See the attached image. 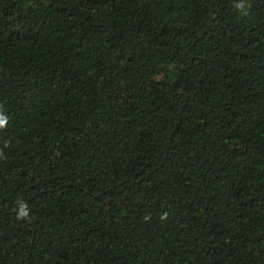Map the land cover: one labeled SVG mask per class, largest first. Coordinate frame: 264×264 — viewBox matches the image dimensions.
I'll use <instances>...</instances> for the list:
<instances>
[{"label":"trees","instance_id":"1","mask_svg":"<svg viewBox=\"0 0 264 264\" xmlns=\"http://www.w3.org/2000/svg\"><path fill=\"white\" fill-rule=\"evenodd\" d=\"M0 114V264H264V0H0Z\"/></svg>","mask_w":264,"mask_h":264},{"label":"clouds","instance_id":"2","mask_svg":"<svg viewBox=\"0 0 264 264\" xmlns=\"http://www.w3.org/2000/svg\"><path fill=\"white\" fill-rule=\"evenodd\" d=\"M6 123H7L6 118H5L2 114H0V128L4 127V126L6 125ZM20 215H22V216H26V215H27V212L22 211V212L20 213Z\"/></svg>","mask_w":264,"mask_h":264}]
</instances>
